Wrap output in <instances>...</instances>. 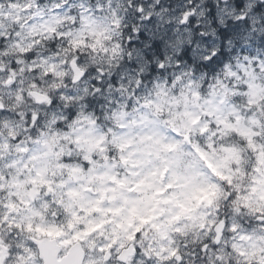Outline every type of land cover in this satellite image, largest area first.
I'll list each match as a JSON object with an SVG mask.
<instances>
[{
  "label": "clouds",
  "instance_id": "clouds-1",
  "mask_svg": "<svg viewBox=\"0 0 264 264\" xmlns=\"http://www.w3.org/2000/svg\"><path fill=\"white\" fill-rule=\"evenodd\" d=\"M0 264H264V0H0Z\"/></svg>",
  "mask_w": 264,
  "mask_h": 264
}]
</instances>
